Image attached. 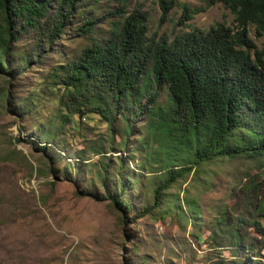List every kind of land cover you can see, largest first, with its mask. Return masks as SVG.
Returning <instances> with one entry per match:
<instances>
[{
  "label": "rangeland",
  "instance_id": "1",
  "mask_svg": "<svg viewBox=\"0 0 264 264\" xmlns=\"http://www.w3.org/2000/svg\"><path fill=\"white\" fill-rule=\"evenodd\" d=\"M87 1H79L51 41L24 30L16 43L31 50L26 65L0 73V264H264V246L248 223L256 218L264 226V158L203 161L168 185L156 209L141 213L162 178L161 173L149 175L156 168H139L147 158L137 143L145 134L147 94L139 99L141 107L123 109L121 116L131 125L124 146L120 115L108 125L96 113L74 114L55 138L41 133L54 129L57 113L64 110L55 64L77 54L91 35L103 38L112 21L139 8L146 14L147 34L170 39L216 22L232 26L233 13L207 0H171L166 10L158 0ZM88 19L93 20L90 35L81 30ZM248 35L264 48V33L255 35L252 24ZM5 58V66H16L12 54ZM155 97L163 101L164 89L157 88ZM109 126L110 147L95 153L92 140L106 146ZM115 157L122 159L123 173L141 172L138 183L127 182L124 197L132 205L125 212L103 195L117 188ZM99 159L106 161L103 183L96 175ZM235 217L243 221L234 224Z\"/></svg>",
  "mask_w": 264,
  "mask_h": 264
},
{
  "label": "trees",
  "instance_id": "2",
  "mask_svg": "<svg viewBox=\"0 0 264 264\" xmlns=\"http://www.w3.org/2000/svg\"><path fill=\"white\" fill-rule=\"evenodd\" d=\"M79 1L0 0V73L20 71L26 65L31 50L16 43L24 30L46 34L51 41ZM158 1L165 10L171 5V0ZM216 1L233 13L232 26L216 22L206 30L191 28L167 39L147 34L146 14L133 8L128 14L119 13L123 18L112 21L103 38L91 35L77 54L54 66L64 110L57 113L54 129L41 132L52 139L74 114L96 113L112 125L115 115H124L123 109L136 103L141 107L139 99L148 95L145 134L137 138L147 158L139 168H156L149 175L161 173L162 178L152 186L151 202L141 213L153 211L168 185L203 161L237 155L264 158V48H257L248 35L249 24L255 35L264 33V0H207ZM92 22L84 21L88 25L81 30L90 35ZM8 53L14 56V68L5 66ZM159 87L164 89L163 101L154 98ZM31 103L26 107L31 109ZM121 118L125 126L120 146H124L126 126L130 130L131 125L126 116ZM112 136L109 126L103 136L107 145L93 139L94 146L89 147L101 153L110 147ZM58 142L63 144L62 139ZM97 161L96 175L103 183L106 161ZM115 161L117 188L113 194L104 190L103 195L125 212L132 205L124 197L127 182L138 183L141 172L138 168L125 174L122 159L115 157ZM63 166L71 170L68 163ZM234 220L238 224L243 218ZM249 222L264 246V226L256 218Z\"/></svg>",
  "mask_w": 264,
  "mask_h": 264
}]
</instances>
